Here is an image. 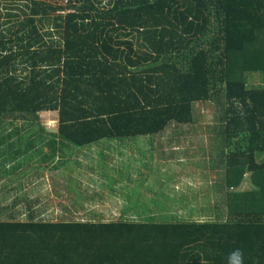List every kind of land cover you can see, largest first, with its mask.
<instances>
[{
    "label": "trees",
    "instance_id": "trees-1",
    "mask_svg": "<svg viewBox=\"0 0 264 264\" xmlns=\"http://www.w3.org/2000/svg\"><path fill=\"white\" fill-rule=\"evenodd\" d=\"M16 1L0 0V122L57 111V131L28 124L24 139L65 153L192 125L196 103L216 102L227 150L211 189L226 207L205 221L0 219V264H227L236 248L264 264V0Z\"/></svg>",
    "mask_w": 264,
    "mask_h": 264
},
{
    "label": "rangeland",
    "instance_id": "rangeland-1",
    "mask_svg": "<svg viewBox=\"0 0 264 264\" xmlns=\"http://www.w3.org/2000/svg\"><path fill=\"white\" fill-rule=\"evenodd\" d=\"M109 1L103 0L102 4ZM53 2L69 4L68 0ZM16 3L24 5L23 1ZM72 11L67 8L59 13ZM49 17L51 23H46L44 33H49L54 14ZM54 35L61 40L59 33L55 31ZM18 74L25 77L28 71L21 68ZM261 82L256 75L254 84ZM221 110L216 102H198L192 125L173 124L154 136L103 140L82 149L75 147L73 156L70 146L64 153L60 144L54 146L56 151L48 140L40 144L36 140L32 145V141L24 139L28 130H34L28 124L57 129V111H43L32 123L6 117L0 122V201L19 200L16 212L30 203L41 208L43 217L53 220L64 216L70 220L71 211L74 220L177 222L205 221L212 216L217 220L216 209L226 207L221 194L211 189L222 172L211 165L221 163L227 150L220 149L223 145L218 140ZM18 127L23 131H18ZM36 145L37 149L33 147ZM27 152L28 155H21ZM68 158L71 162L61 166ZM246 176L236 190L251 189L249 173ZM26 194L29 197L21 198ZM184 196L189 199L182 200Z\"/></svg>",
    "mask_w": 264,
    "mask_h": 264
},
{
    "label": "crops",
    "instance_id": "crops-1",
    "mask_svg": "<svg viewBox=\"0 0 264 264\" xmlns=\"http://www.w3.org/2000/svg\"><path fill=\"white\" fill-rule=\"evenodd\" d=\"M49 131H57V129H51V128H47ZM25 177V175L23 176ZM14 180V179H13ZM23 187V185H21ZM20 185H18L17 188H19ZM1 190V189H0ZM30 194H26L21 196H28ZM29 197V196H28ZM20 204L19 200L18 201H12V200H8L5 202V200H1L0 201V219L1 220H6V219H14L15 220H22V221H26V220H30L31 218H33L35 221H72L73 220V213L71 211V218L70 220H67V218H65V216L59 219H46L45 217H43L45 213L42 212L41 208L37 209L34 208L30 203H28L27 205H25L24 203L21 202V204H24V209H20L18 210V212H16L15 209L16 205L18 207V205ZM18 213V214H16ZM35 213V214H34ZM22 216V217H21ZM44 218V219H43Z\"/></svg>",
    "mask_w": 264,
    "mask_h": 264
},
{
    "label": "clouds",
    "instance_id": "clouds-1",
    "mask_svg": "<svg viewBox=\"0 0 264 264\" xmlns=\"http://www.w3.org/2000/svg\"><path fill=\"white\" fill-rule=\"evenodd\" d=\"M227 264H244V253L241 249L236 248L229 252Z\"/></svg>",
    "mask_w": 264,
    "mask_h": 264
},
{
    "label": "built area",
    "instance_id": "built-area-1",
    "mask_svg": "<svg viewBox=\"0 0 264 264\" xmlns=\"http://www.w3.org/2000/svg\"><path fill=\"white\" fill-rule=\"evenodd\" d=\"M69 1V0H68Z\"/></svg>",
    "mask_w": 264,
    "mask_h": 264
}]
</instances>
